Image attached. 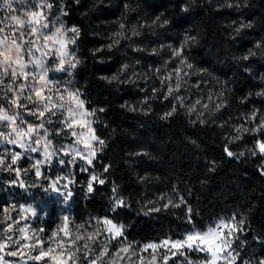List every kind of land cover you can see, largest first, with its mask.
<instances>
[{"label":"snow or ice","instance_id":"1","mask_svg":"<svg viewBox=\"0 0 264 264\" xmlns=\"http://www.w3.org/2000/svg\"><path fill=\"white\" fill-rule=\"evenodd\" d=\"M69 2L81 4V0ZM14 3L21 6L27 3L31 10L21 17L12 14L19 11L12 7L7 17L0 18V24L11 25L7 31L0 28V93H3L0 95V106L4 109L0 113V120L9 126L7 138L0 139V144L5 145V149L0 151V172L14 174L8 182L24 187L25 180L21 177L30 173H34L35 178L44 177L41 168L48 161L72 165L79 159L84 162L78 165L80 171L89 172L84 182L85 193H93L94 182L106 184L105 174L110 172L111 165L102 166V172H91L85 166L94 163L97 153L107 147L108 141L93 126L99 122L97 114L104 113L106 109L92 107L83 89L76 87L72 79L74 70L83 63L77 55L81 29L76 25L65 24L64 17L68 16V10L64 0H12ZM247 3L248 0H225L222 6L239 10ZM124 7L129 10L128 4ZM3 10L0 8V11ZM182 11L187 12V8H182ZM163 17L164 14L160 13L150 22L133 25L131 35H128L129 27L122 17L115 22L117 28L108 37L109 42L92 49V56L95 58L105 50H117L118 46H122V41L141 36L142 30L152 32L155 28L165 29L170 24L183 28L187 23L186 16L178 15L174 21ZM229 27L234 29L230 38L235 39L244 30L253 29L255 22L241 19L238 26L234 21ZM198 43V35L184 31L175 43H163L151 49L139 45L134 47L135 52L149 51L156 56H160L162 51L166 52L167 59L162 60L160 66L150 68L147 73L139 74V78L144 80L156 78L160 87H153L152 95L146 93L138 101V106L126 101L120 107L147 116L152 112L150 101L159 97L171 104L170 108L159 115L160 120L167 121L183 112L190 117V124H207L209 117L226 106L224 90L227 82L213 76L207 68L191 62L190 50ZM233 59L252 63L257 59L264 60V36L248 47L243 55L234 56ZM46 60L48 64H55L60 72L66 73L67 79L57 82L45 75L43 70L47 67ZM101 63L104 61L101 60ZM37 67L41 69L39 73ZM130 68L131 64L121 63L111 75H102L99 79L109 86L134 83L133 78L127 75ZM244 70L249 71L247 67ZM209 79L220 86L216 91L211 87L205 88ZM260 80L264 81V74H261ZM193 89L206 94L189 99L186 93ZM140 90L144 91L143 88ZM252 95L264 97V88L255 93L249 92L241 98V103ZM9 108H15L16 114L10 112ZM21 115L24 117L23 122L19 119ZM241 117L244 123L231 125L232 132L226 134L223 151L229 158L248 156L260 159L261 164L257 167L260 175L264 176V109L253 108L242 113ZM53 124L55 127H52ZM228 125V121H223L220 127ZM49 129L57 137L71 136L74 139L67 144L54 143L53 138L46 134ZM245 134L252 137L253 143L244 151H232L231 146L241 141ZM109 135H114V131ZM189 142L196 146L195 141ZM7 145H17L18 149L24 151H12ZM30 153H36L43 159H29ZM58 153L64 155L56 160ZM128 156L155 159L152 153L144 150L128 153ZM22 157L26 158L23 162ZM125 163L129 168L132 167L131 161ZM218 167L215 160L208 161L207 171L215 172ZM152 179L159 178H153L147 173L137 176L141 183ZM62 181H66L63 185L65 190L74 182L71 176H56L50 183L52 190L59 192L58 185ZM201 183L206 184L207 181ZM71 196L72 192L66 191L63 199L68 201ZM129 208L130 203L121 195L120 186L112 184L107 213L116 215L109 216L106 213L90 216L79 223L70 221L69 216L64 215L60 217L56 228L49 232L47 228H37L29 223L34 216L31 207L23 204L4 207L0 210V264H238L241 258L240 249L246 243L241 233L246 231L247 217L238 212L220 217L206 229L202 228L195 219L200 213L173 185L169 192H163L153 199L145 198L137 211L147 217L165 210L175 214L173 210L179 209L183 214L178 215L177 219L186 227L137 242L128 237L127 229L130 225L118 220L119 211ZM194 253L202 254L199 261L192 258ZM246 264H264V259L251 260Z\"/></svg>","mask_w":264,"mask_h":264},{"label":"trees","instance_id":"2","mask_svg":"<svg viewBox=\"0 0 264 264\" xmlns=\"http://www.w3.org/2000/svg\"><path fill=\"white\" fill-rule=\"evenodd\" d=\"M224 3L225 0H81V4L77 5L64 0L68 10L64 20L81 29L77 55L83 63L74 70L76 85L83 89L92 107L106 109L104 113L97 114L99 122L95 128L108 144L97 153L94 168L102 172V166L111 165L110 172L105 174L106 184L94 183V192L87 195L84 183L87 174L77 173L76 167L70 165L74 181L70 208L78 219L104 215L108 209L111 186L118 184L121 195L130 203L129 209L119 211L118 220L130 225L127 229L130 239L147 241L186 227L177 219L183 214L179 209L173 210L175 214L165 210L147 217L137 211L145 198L153 199L169 192L175 185L180 195L186 197L200 213L195 219L202 228L236 212L247 217L246 231L241 233L246 243L240 249L241 258L238 261V264H246L251 260L264 259V176L260 175L257 167L261 160L248 156L229 158L223 148L226 134L232 132L231 125L244 123L242 113L253 108L264 109V97L252 95L241 103V98L249 92L255 93L264 88V81L260 80L261 74H264V60L257 59L252 63L233 59L243 55L248 47L264 36V0H248L247 5L239 10L223 7ZM125 4L129 5V10H125ZM182 8H187V12H183ZM160 13L170 21L178 15L186 16L187 23L183 28L170 24L165 29L155 28L152 32L142 30L141 36L122 41L117 50H105L95 58L92 56V49L109 42L108 37L117 28V20L125 18L123 22L128 25V35H131L133 25L150 22ZM241 19L254 21L255 27L244 30L238 38H230L234 29L229 25L235 21L238 26ZM184 31L199 36V43L190 50L191 62L207 68L213 76L227 82L225 108L209 117L205 125L190 124V117L183 112L167 121L160 120L159 115L171 104L159 97L150 101L152 112L147 116L122 109L120 105L126 101L138 106V101L146 93L152 95L151 89L160 87L159 81L151 78L146 82L140 80L109 86L99 77L111 75L121 63H129L143 73L160 66L161 56L166 52L156 56L149 51L135 52L134 47L139 45L151 49L163 43H175ZM245 67L249 71H245ZM208 87L216 91L220 86L209 79L205 88ZM198 93L201 94L196 92L195 95ZM205 94L202 92V95ZM223 121H228L229 125L220 127ZM113 131L114 135L110 136ZM189 140L195 141L196 146ZM252 143V137L245 134L241 141L231 146V150L244 151ZM141 150L152 153L155 159L128 156V153ZM212 160L219 167L209 173L208 161ZM125 161H131L132 167L129 168ZM146 173L159 179L139 182L137 176ZM205 180L207 183L202 184L201 181ZM54 209L53 204L48 207V211L53 212Z\"/></svg>","mask_w":264,"mask_h":264},{"label":"rangeland","instance_id":"3","mask_svg":"<svg viewBox=\"0 0 264 264\" xmlns=\"http://www.w3.org/2000/svg\"><path fill=\"white\" fill-rule=\"evenodd\" d=\"M13 8L14 9H19V11L13 12V15H18V16H23V14L26 11H30V7L28 6L27 3H25L23 6H21L18 3H14L13 4ZM9 15L8 11H0V18L3 17H7ZM65 24L68 26H72L71 24L66 23V21L64 20ZM11 27V25L9 24H0V28H5L6 31L7 29ZM37 55H39V53H37ZM51 59V58H49ZM167 59V54L166 55H162L161 56V61ZM46 65L47 66H51V64L47 63L46 60ZM158 67V66H156ZM29 68H31V66H29ZM136 75H133V74ZM142 73L141 71H139L137 68H131L129 70V72L127 73L128 76L132 77L134 80V83L136 81H144L146 82L147 80L141 79L139 78V74ZM49 78L54 80V81H62L67 79V74L63 73V72H55V71H50L48 73ZM73 82L75 84L76 87H78L76 85V78L73 72ZM5 81L7 82V77H5ZM196 90H193L191 92H187V96L189 97V99H196L198 98V96H203L202 92H200L201 94H196L195 92ZM0 95H3V93H0ZM207 102V101H206ZM27 115V114H25ZM29 120H31V117H28ZM55 119V118H53ZM95 127V124L93 125ZM52 127H55V124L52 125ZM53 138L54 143H64L67 144L69 141L73 140L74 138L71 136L68 137H57L55 134L50 135ZM56 140H55V139ZM8 149L12 150V151H16V150H20V151H24L22 149H18L17 145H7L6 146ZM82 147V146H81ZM5 149V145L4 144H0V151H3ZM29 155H31L33 157V159H43L42 156H38L36 153H30ZM63 153H58V157H63ZM65 159H68V157H64ZM25 157H22V162L25 160ZM84 162L77 159L75 164H72L71 166H75L77 173H81L80 168L78 167V165L83 164ZM19 166V165H17ZM24 166L26 167L27 164L25 163ZM70 165H64V166H60V165H55V166H48V165H44L41 168V171L47 175L49 177L48 180L43 181V183L45 184V186H47L48 184L51 183L52 179H54L57 175H58V169L60 171L63 172H67L68 170H71ZM86 167L89 168V170L91 172H97L96 169L94 168V163L92 165H85ZM87 174V179L89 176V172H82ZM14 174H9L8 172H0V210H2L4 207H9L11 205H27L29 203H32L36 208H37V215L32 217V219L29 221V223H31L34 227L37 228H47L49 230V232L53 229L56 228L57 224L60 223V217L67 215L70 218V221H76L77 223L83 221V220H87L89 217L85 218V219H78L76 218L70 208V204H71V199L74 196V182L68 185V189L65 190L63 185L64 183H66V181H62L60 185H58V187L60 188V192H52L51 189H49L48 191L51 193V196H46L43 192L42 189H40L39 186H37L36 188H29V191L33 193V196L35 197L34 199L29 198L27 196V194H25L23 192V189H21L19 187L18 184L16 185H12L10 183H5L6 181H10L13 178ZM29 177H34V173H30ZM72 178V176H71ZM21 179H24L25 181L28 179L26 177H21ZM39 179V178H37ZM73 179V178H72ZM95 183V182H94ZM26 186H28L26 184ZM66 191H71L72 192V196L69 197L67 203L65 204L63 201V196L65 195ZM53 204L55 205V209L52 211H48V207ZM226 216H231V215H226ZM225 217V216H223ZM213 223V222H212ZM211 223V224H212ZM209 224V225H211ZM207 225L205 227V229L209 226ZM139 242V241H137ZM202 254H192V258L194 260L199 261V259L201 258ZM12 259V258H10ZM28 264H32V262H28Z\"/></svg>","mask_w":264,"mask_h":264},{"label":"clouds","instance_id":"4","mask_svg":"<svg viewBox=\"0 0 264 264\" xmlns=\"http://www.w3.org/2000/svg\"><path fill=\"white\" fill-rule=\"evenodd\" d=\"M12 7H13L12 0H0V8H3L5 11H8V10H9L10 8H12ZM36 71L39 73V72L41 71V69H40L39 67H37V68H36ZM50 71L60 72V70L57 68V66H56L55 64H53V65H51V66H47V67L43 70V72H44L45 75H48V73H49ZM57 82H58V81H57ZM27 102H28V101H26V103H27ZM3 111H4L3 106H0V113H2ZM9 111L12 112L13 114H16V109H15V108H9ZM19 119L21 120V122H23V120H24L23 115H21V116L19 117ZM8 134H9V126L6 125V124L4 123L3 120H0V139H6ZM46 134H47L48 136H50V135L54 134V132H53L52 129H49V130L47 131ZM57 147H58V146H57ZM29 159H33V157H32L31 155H29ZM55 159H56V160H59L60 158H59L58 156H56ZM44 165L55 166V165H57V163H55L54 161H48V162L45 163ZM44 165H43V166H44ZM58 165H60V166H64V165H62V164H58ZM57 176H60V177L72 176V172H71V170H68L67 172H63V171H60V170L58 169V175H57ZM26 178H28V179L25 181V185L27 184L28 186H24V187H20V186H19V187H20L21 189H23V192H24L25 194H27V196H28L29 198H32V199L35 198V197L33 196V193L29 191V188H36L37 186H39L40 189L43 190V192H44V194H45L46 196H49V197L51 196V193L48 191L49 189L52 190V188H51V184H48L47 186H45V184L43 183V181L49 179V177H48L47 175H44V177L39 178V179H37V178H35V177H29V175L26 176ZM5 183H9V182L6 181ZM60 191H61V190H59V192H60ZM52 192H55V191L52 190ZM85 195H87V194L85 193ZM63 201H64L65 204L67 203L66 200L63 199ZM25 206H26V207H31L32 209H34V216H36V215L38 214V213H37V208H36L32 203H29V204H27V205H25ZM34 216H33V217H34Z\"/></svg>","mask_w":264,"mask_h":264}]
</instances>
